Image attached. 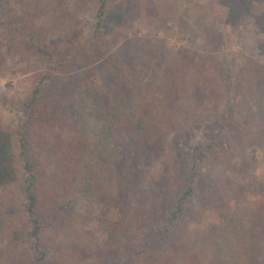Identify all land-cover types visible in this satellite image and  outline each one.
<instances>
[{
	"label": "trees",
	"instance_id": "obj_1",
	"mask_svg": "<svg viewBox=\"0 0 264 264\" xmlns=\"http://www.w3.org/2000/svg\"><path fill=\"white\" fill-rule=\"evenodd\" d=\"M9 1L19 12L10 10L3 21ZM178 2L147 16L160 24L178 19L196 45L200 34L179 15ZM221 2L230 10L226 22L235 35H242L248 18L264 30V13L253 15L264 0ZM112 3L74 0L71 9L69 0H0V63L6 50L19 55L29 71L43 69L23 103L28 120L12 131L0 122V191L17 190L0 198V264H264V201L254 209L225 211L253 189L264 193L262 182L244 185L232 179L251 167L250 150L264 146V113L257 109L264 101L263 66L246 58L233 77L212 56H185L153 76L155 83L164 79L156 90L149 84L133 97L132 88L141 81L138 65L153 68L161 46L148 39L132 50V57L125 54L134 65L126 69L134 79L121 76L112 100L97 103L106 127L96 141L81 133L69 109L47 106L58 74L69 75L81 60L96 62L91 53L104 40L108 17L116 14ZM82 16L92 19L91 35L82 29ZM204 43L214 52L223 45L213 28L206 29ZM109 74L117 77L112 70ZM85 82L86 77L77 87ZM210 117H215L213 132L189 153L185 186L172 195L171 207L134 206L116 195L131 188L140 166L135 161L144 152L157 154L172 133L183 141L195 118L201 125ZM202 197L223 221L209 236L189 226L190 205ZM79 202L120 214L107 225L103 240L88 232L90 216L75 210Z\"/></svg>",
	"mask_w": 264,
	"mask_h": 264
},
{
	"label": "rangeland",
	"instance_id": "obj_2",
	"mask_svg": "<svg viewBox=\"0 0 264 264\" xmlns=\"http://www.w3.org/2000/svg\"><path fill=\"white\" fill-rule=\"evenodd\" d=\"M73 1L69 0L71 9H74ZM174 4L175 0H113L112 6L116 14L108 17L103 31L104 40L91 53L92 56H97L96 62L81 60L73 65L69 75L58 74L45 101L47 106L56 107L66 113L69 109V115L73 114L78 118L81 133L96 141L106 127V114L97 107V103L101 100L109 103L112 100L121 76H126L130 81L134 79L133 74L126 70L128 65H134L125 54L129 51L132 57V50L148 39L159 40L161 46L153 68L138 65L141 81L139 87L132 88L133 97L139 93L142 95L151 84L156 90V85L164 80L160 77L155 83L153 80L156 74L170 67V62L174 60L181 62L185 56L194 54L212 56V60H217L226 73L233 77L245 63L246 58L253 59L264 67V52L261 49L264 45V30L257 28L253 18L247 19L242 35L236 36L226 22L230 10L221 0H180L176 4L179 15L184 16L200 34L198 43L193 45L188 41L189 34H185L179 27L178 19L160 24L150 20V15L147 16L159 6L170 8ZM10 10L19 12V7L13 1H9L2 16L3 21ZM263 13L264 4L260 3L255 7L253 15L257 17ZM82 20L83 31L86 35H91L92 19L89 16H82ZM207 28H213L222 39L223 45L217 52L205 46ZM115 40H118L117 43ZM4 55L5 61L0 63V122L6 130L12 131L28 120L27 113L23 111V103L32 95L36 76L43 69L35 66L29 71L27 64L19 55H10L6 50ZM109 70L116 73L117 77H111ZM85 77V84L77 87L80 80ZM257 107L264 113V101ZM49 112L47 109L44 110L45 114ZM52 113L59 116L58 111ZM213 118L215 117H210L207 123L201 125L197 124L198 119L195 118L193 127L183 141H179L178 135L172 133L160 142L157 154H151V151L144 152L141 159L135 161L136 164L140 162V166L131 181V188L122 189L120 194L116 192V195H121V199L134 206L156 205L155 207L164 208L167 204L171 207L172 195L176 196L185 186L189 153L198 151L207 142L215 126ZM74 136L78 135L70 134L68 137ZM249 160L251 167L241 176H232V179L244 185L253 182L257 185L264 183V146L251 149ZM16 191L15 186L0 191V198ZM252 191L241 200L233 202L225 211L234 214L238 208H257L264 201V193H257L254 189ZM190 206L192 207L188 214L189 226L199 230L203 236L211 235L223 225L215 208L208 205L206 197L193 201ZM75 210L90 216L86 220V228L100 240L106 236L107 225L120 219V214L115 208L104 205L90 208L79 202ZM87 264L93 262L89 261Z\"/></svg>",
	"mask_w": 264,
	"mask_h": 264
}]
</instances>
